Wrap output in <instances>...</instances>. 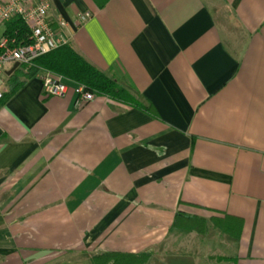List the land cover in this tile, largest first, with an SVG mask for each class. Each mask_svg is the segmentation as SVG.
<instances>
[{"label":"crops","instance_id":"1","mask_svg":"<svg viewBox=\"0 0 264 264\" xmlns=\"http://www.w3.org/2000/svg\"><path fill=\"white\" fill-rule=\"evenodd\" d=\"M47 2L143 109L47 96L6 67L0 264H264V0Z\"/></svg>","mask_w":264,"mask_h":264},{"label":"built area","instance_id":"2","mask_svg":"<svg viewBox=\"0 0 264 264\" xmlns=\"http://www.w3.org/2000/svg\"><path fill=\"white\" fill-rule=\"evenodd\" d=\"M49 4L47 0H0V100L4 91L2 79L7 66L14 64L30 66L37 58L68 44L48 22ZM89 14L78 17L83 23ZM13 19L20 20L25 32L20 39L6 33V25ZM65 23L59 22V27ZM42 92L47 96L63 97L67 84L63 79L49 72H41ZM75 91L80 101H91L94 95L77 86Z\"/></svg>","mask_w":264,"mask_h":264},{"label":"trees","instance_id":"3","mask_svg":"<svg viewBox=\"0 0 264 264\" xmlns=\"http://www.w3.org/2000/svg\"><path fill=\"white\" fill-rule=\"evenodd\" d=\"M92 1L101 8L109 0ZM24 32L25 27L18 19H13L6 25V33L10 36H15L17 39H20ZM19 67L20 70H15L16 76L21 75L23 78H30L37 76L43 71L49 72L62 78L65 84H72L76 87L81 86L85 91L92 93L94 96L105 97L130 108L143 109L137 97L121 87L116 81L88 64L68 44L37 58L27 70L24 65H20ZM19 85L20 82H17V80L13 81L10 93ZM6 96L7 94L4 93L0 101H3ZM194 222V219L187 220L185 224L186 228L204 232V222L202 220ZM213 222L217 227L226 230L223 227L226 223L224 224L220 220H213ZM143 262V256L135 255L103 254L92 258L93 264H142Z\"/></svg>","mask_w":264,"mask_h":264},{"label":"water","instance_id":"4","mask_svg":"<svg viewBox=\"0 0 264 264\" xmlns=\"http://www.w3.org/2000/svg\"><path fill=\"white\" fill-rule=\"evenodd\" d=\"M18 66H19V65H18L17 63L14 64V65H13V69H12V71L15 70ZM12 71H10L8 74H10Z\"/></svg>","mask_w":264,"mask_h":264},{"label":"rangeland","instance_id":"5","mask_svg":"<svg viewBox=\"0 0 264 264\" xmlns=\"http://www.w3.org/2000/svg\"><path fill=\"white\" fill-rule=\"evenodd\" d=\"M25 67H26L25 69L27 70V69H29V67H31V65L30 66H25Z\"/></svg>","mask_w":264,"mask_h":264}]
</instances>
